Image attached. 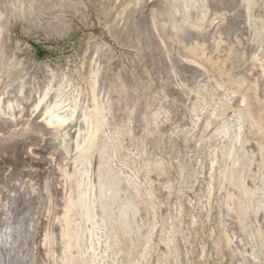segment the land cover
I'll return each instance as SVG.
<instances>
[{
  "label": "rangeland",
  "instance_id": "obj_1",
  "mask_svg": "<svg viewBox=\"0 0 264 264\" xmlns=\"http://www.w3.org/2000/svg\"><path fill=\"white\" fill-rule=\"evenodd\" d=\"M91 80L105 119L76 159V125L41 118ZM0 101V264L61 263L63 171L73 264H264V0H0Z\"/></svg>",
  "mask_w": 264,
  "mask_h": 264
},
{
  "label": "bare ground",
  "instance_id": "obj_2",
  "mask_svg": "<svg viewBox=\"0 0 264 264\" xmlns=\"http://www.w3.org/2000/svg\"><path fill=\"white\" fill-rule=\"evenodd\" d=\"M194 1H196V0H194ZM246 4L247 3H245V5ZM201 6H200V9L202 11H204V3H201ZM220 41H221L220 37H217L215 39V44H214L215 47H217L219 45ZM204 51H205V49L203 47H199L198 45L194 44V45H189L187 47L186 53H187V57L191 58L192 62H194L198 65H201V66L206 65V66L212 68L213 70H216L219 79L221 81H223V80L226 81L232 75V71L230 70L231 68H230L229 62H228L229 55H231V53H232L231 48H228L227 55L221 64H216L215 61L213 60V58L211 57V55L210 54L206 55L204 53ZM202 56H204L206 58H204ZM95 88H96V81L95 80L89 81L88 85L86 86L84 91L81 93L82 98H81L80 103H77V100L75 98L73 100V104L67 108L68 109L67 113H61L59 111V109H62L63 106H59L60 104L57 101L53 100L52 104L45 106L43 114H42L43 115L42 118L39 116H37V118H36V120L38 118H41L42 119L41 121L44 122V124L47 126V128L53 129L52 132L55 135L60 132V129L66 128L67 127L66 125L69 122L72 124L71 127L76 125L75 137H74L75 148L77 149L76 159L81 158L83 156V154L87 153L92 148L94 142L97 139L98 132L102 126V122L105 119V116L103 113L104 108H103V105H102L100 98L98 97L99 94L97 95ZM41 98H42V95H41ZM41 101H42V99H41ZM35 104H32V105H35ZM36 107L34 108V110L36 109ZM30 108H32V107H30ZM32 109H30V110H32ZM31 116H33V115H31ZM18 117H19V115H18ZM15 118H17V117H15ZM29 118H30V116H29ZM26 120L28 121V119H26ZM38 121H40V120H38ZM258 123L260 124L259 127H264V116L260 118ZM28 125H30V124H27V126ZM30 130H31V127H30ZM44 133H46V132H44ZM52 153H53L52 155H54V152H52ZM29 154H31V153H29ZM63 174H64L65 180L69 182L70 186H69L68 193L64 195L60 215L57 218H55L59 224V229H58V234H57L58 237L57 238L59 239L60 245H61L60 254L58 257L61 260L60 264H73V262L75 260V252H76L77 243L81 240L82 235L78 231V229L74 226L73 220L71 219V216H72L71 214H72V208L75 205L80 204L82 202L83 198H81L80 194H74L79 187V181H78L76 175L73 172L66 173L64 171H63ZM234 179H235V177H234ZM65 180L62 182H65ZM88 183H90V182H88ZM67 185L68 184H66V186ZM234 185H235L236 189L239 188L238 183H236L235 181H234ZM99 186L101 188L107 187L108 189H113L114 180L112 177L107 176L104 179H101ZM114 192L111 195L112 199L114 198V195H116V194H114ZM130 205L132 206V210H135L134 205L132 203H130ZM48 210H50L49 207L47 208V211ZM87 213H88V207H87ZM54 222H55V220H54ZM48 226H49V224H48ZM43 230H44V232H43L42 243L40 241H38V242H40L41 244L44 245L43 253L45 254V256H52V254H53L52 242L54 240L53 234L50 233L48 231V229H43ZM91 247H92V245H91ZM52 260H53V258H52Z\"/></svg>",
  "mask_w": 264,
  "mask_h": 264
}]
</instances>
